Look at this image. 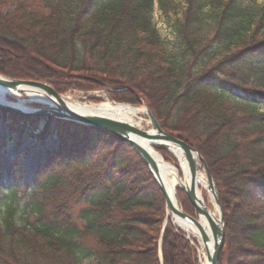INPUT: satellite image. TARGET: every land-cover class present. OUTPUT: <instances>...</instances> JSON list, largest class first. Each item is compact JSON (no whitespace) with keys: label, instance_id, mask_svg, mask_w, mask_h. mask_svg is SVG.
I'll list each match as a JSON object with an SVG mask.
<instances>
[{"label":"trees","instance_id":"obj_1","mask_svg":"<svg viewBox=\"0 0 264 264\" xmlns=\"http://www.w3.org/2000/svg\"><path fill=\"white\" fill-rule=\"evenodd\" d=\"M170 1L16 4L17 17L0 11V75L60 94L93 84L133 105L140 96L207 162L225 214L220 264H264V5L181 0L169 49L152 18L156 2L168 15ZM0 122L19 138H57L25 204L18 186L0 190V264H160V250L164 264H196L171 221L161 237L165 198L131 145L59 119L2 110Z\"/></svg>","mask_w":264,"mask_h":264},{"label":"water","instance_id":"obj_2","mask_svg":"<svg viewBox=\"0 0 264 264\" xmlns=\"http://www.w3.org/2000/svg\"><path fill=\"white\" fill-rule=\"evenodd\" d=\"M0 87L10 91L12 95L17 94L28 96V94H38L44 96L54 104V106H51L50 103L46 104V106L40 104L42 105L41 107L33 108L0 102V111L3 110L12 114L14 113L21 117L25 116L38 119L53 118L67 122L70 121L90 128L94 127L101 131H106L116 136L119 140L130 144L132 148L138 152L143 162H145L149 172L164 195L165 205L167 207V218L163 225L164 228L161 237L167 229L169 220H173L170 216L172 213L173 216L191 226V231L198 236L206 251L208 264H220V256L225 248L226 224L225 214L223 213V203L221 202L216 182L213 180L207 162L203 156H201L200 152L192 146H189L183 140L167 134L163 128H161L158 119L154 117L150 108H144L141 105H134V107H137L140 110H145L144 115L150 120L149 122L152 130L144 131L125 120L120 121L97 115L88 116L80 113L77 114L67 107L62 96L55 91V89H52V87L46 82L41 83L36 80L11 79L0 75ZM113 104L115 105L116 103ZM141 142L148 145L152 151H154L153 147H161L165 150H169L177 159L174 154V151H176V153L180 154L182 159L186 161L188 171L190 172L191 185L189 187L183 186L181 189L186 193L190 204H192L195 209L197 217H192L186 214L183 208L175 203L173 198L169 196L162 180L158 161L155 160V156H158V154L155 151L156 155L154 152L149 151ZM199 164L203 166V170L205 171L206 181L208 182L206 189L212 196L213 203H215L216 207V213L218 215L214 214L205 202L203 203L197 193L196 179L199 174L197 171ZM159 260L160 264H164L161 251L159 252Z\"/></svg>","mask_w":264,"mask_h":264},{"label":"rangeland","instance_id":"obj_3","mask_svg":"<svg viewBox=\"0 0 264 264\" xmlns=\"http://www.w3.org/2000/svg\"><path fill=\"white\" fill-rule=\"evenodd\" d=\"M42 0H0V11L1 14H14L17 5L19 3H25L27 6L35 5L37 2L41 4ZM246 5H255L261 6L264 5V0H244ZM170 11L167 15L160 8L158 3L156 2L155 10L153 12V22L156 29L159 31V34L163 41L168 42L167 45L169 49L172 48L171 42L174 41V31L172 29V25L175 23L177 19H181L185 5L181 0H171L170 1ZM33 7V6H32ZM15 19V18H14ZM22 63L24 66L30 65L29 60L22 59ZM20 69V68H19ZM2 75V74H1ZM4 76V75H3ZM6 77V76H5ZM9 78V77H7ZM25 80V79H24ZM71 84L67 91L60 94L62 97L71 96L75 102L82 103H95L101 104L103 102L110 103H118L123 104L127 103L129 105L134 106L129 102H119L118 99H115L116 91L107 90L106 88L99 87L97 85H90L89 87H83L80 83ZM236 95L242 96V93L239 91H235ZM137 96V95H136ZM28 96L17 95L9 96L8 102L14 103L19 106H27V107H41L42 105L37 103H31L28 101ZM141 101L142 107H148L146 101L138 96L136 97ZM150 108V107H148ZM261 110H264L261 108ZM149 118L145 115H138L134 118H131L130 122L138 125V128L143 130H152L149 122ZM57 141V138L54 136L52 139H47L46 142H42L40 139H33L29 136V134L23 135L21 138L18 137L16 133H11L9 128L4 123L0 122V190L3 194H6L9 188L19 187L21 189L20 195L23 197L22 204H25V201H28L30 191L35 184L37 178L36 173L38 171L39 165L42 162V153L48 147V145H52ZM153 150L160 154L163 158V161L166 163H170L175 169L178 171L181 170L182 165L177 161L174 155L169 150L160 149V147H153ZM199 174H204L205 171L203 167L199 165L198 168ZM26 186L27 192L23 187ZM183 192V191H182ZM179 192L177 196V203L180 207L184 209V203L187 202L188 198L186 193ZM202 196L204 197L205 202L208 204L210 210L215 214L216 207L215 203H213L212 196L210 192H208L205 188L202 190ZM0 209V219L2 218V210ZM77 209V208H76ZM78 211V209H77ZM167 211V210H166ZM167 214V212H166ZM217 214V213H216ZM193 215H195V209L193 211ZM196 216V215H195ZM176 226V225H174ZM178 228V226H176ZM179 229V228H178ZM180 230V229H179ZM181 231V230H180ZM194 242L191 243V247L194 249L195 254L194 258L197 259L198 264H202L199 241L194 238ZM199 248V249H198ZM84 264H95L93 263L92 258L83 259Z\"/></svg>","mask_w":264,"mask_h":264},{"label":"bare ground","instance_id":"obj_4","mask_svg":"<svg viewBox=\"0 0 264 264\" xmlns=\"http://www.w3.org/2000/svg\"><path fill=\"white\" fill-rule=\"evenodd\" d=\"M14 95V94H13ZM12 93L3 87H0V102H5L8 104L13 105L12 103L8 102L9 96H13ZM28 101L31 103H38L46 106V104L50 103L51 106H54L52 102L47 100L44 96L38 95V94H28ZM64 102L66 103L67 107L70 110H73L77 114H83V115H97V116H103L110 119H117L120 121H128L130 122L131 118H134L138 115H144L145 110H140L137 107H132L131 105L127 104H113L110 102H103L101 104H94V103H82V102H75L74 99L71 96H65L62 97ZM131 123V122H130ZM142 143V142H141ZM149 151H152L148 145L145 143H142ZM154 152V151H152ZM177 161L179 163H182V168L180 171L175 169L171 164H168L163 161V158L158 154V156H155V160L158 161L159 170L162 174V180L163 183L166 186V189L168 191L169 196H171L175 203H177V196L178 192L181 191V187L186 186L189 187L191 185L190 182V172L188 171L187 163L184 161L180 154L176 153L174 151ZM156 155V153L154 152ZM196 189L197 193L200 197V199L205 202L204 197L202 196V190L203 188H207L208 182L206 181V177L204 174H198L196 179ZM178 204V203H177ZM207 204V203H206ZM179 205V204H178ZM170 216L173 218V221L175 222L176 226H179L181 229H184L186 231H189L191 233L192 228L184 221H181L179 218L173 216L171 213ZM202 264H208L207 258H206V251L204 248L202 249Z\"/></svg>","mask_w":264,"mask_h":264}]
</instances>
